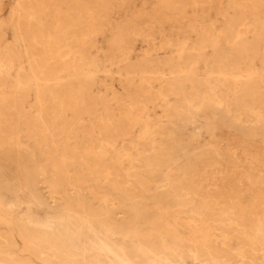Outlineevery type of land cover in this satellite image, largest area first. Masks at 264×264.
I'll list each match as a JSON object with an SVG mask.
<instances>
[{
  "label": "rangeland",
  "instance_id": "obj_1",
  "mask_svg": "<svg viewBox=\"0 0 264 264\" xmlns=\"http://www.w3.org/2000/svg\"><path fill=\"white\" fill-rule=\"evenodd\" d=\"M33 1L0 0V153L42 170L12 191L0 179V263L112 264L86 226L54 243L36 232L44 206L80 198L110 245L140 250L133 264H264V0ZM214 95L227 106L206 118ZM192 180L197 208L175 210L164 191ZM122 204L136 232L176 230L155 242L163 258L115 231Z\"/></svg>",
  "mask_w": 264,
  "mask_h": 264
},
{
  "label": "bare ground",
  "instance_id": "obj_2",
  "mask_svg": "<svg viewBox=\"0 0 264 264\" xmlns=\"http://www.w3.org/2000/svg\"><path fill=\"white\" fill-rule=\"evenodd\" d=\"M35 1V0H34ZM33 1V2H34ZM84 1V0H83ZM40 3V0H39ZM47 3V2H46ZM33 4V3H32ZM36 4V3H35ZM38 4V3H37ZM29 5V4H28ZM46 5V4H45ZM34 6V5H33ZM32 6V7H33ZM23 7V6H22ZM37 6H35L36 8ZM43 7V5H42ZM26 8V6H25ZM34 8V9H35ZM40 8V7H37ZM29 9V8H28ZM24 10V7H23ZM26 10V9H25ZM43 10V9H41ZM38 11V10H37ZM28 13V10L26 11ZM32 12V11H31ZM29 14H32V13ZM35 13V12H34ZM40 13V11H39ZM24 15V13H23ZM31 16V15H30ZM33 16V15H32ZM26 18L28 16H25ZM38 17V15H37ZM22 18V16H21ZM39 18V17H38ZM25 19V18H24ZM30 20V19H29ZM38 21V20H37ZM24 23V22H23ZM26 23V22H25ZM24 23V24H25ZM34 23V22H33ZM75 23V22H74ZM35 24V23H34ZM38 24V23H37ZM43 24V23H42ZM19 25V24H18ZM21 25V23H20ZM26 25V24H25ZM234 25V24H233ZM41 26V24H40ZM39 26V28H40ZM21 27V26H19ZM74 27V25H73ZM25 28V26H24ZM38 31H41L39 30ZM59 28V27H58ZM41 29V28H40ZM240 29V28H239ZM238 29V30H239ZM243 29V28H242ZM27 30V29H26ZM37 30V29H36ZM33 31V30H32ZM31 31V32H32ZM236 31V30H235ZM37 32V31H36ZM35 32V33H36ZM68 32V31H67ZM238 32V31H237ZM65 33V32H64ZM236 33V32H235ZM67 34V33H66ZM36 35V34H34ZM39 35V34H37ZM44 37H46V31L44 32ZM237 35V34H236ZM36 38V37H35ZM39 38V37H38ZM48 38V37H47ZM44 38V39H47ZM42 39V38H41ZM67 39V38H66ZM27 40V39H26ZM33 40V39H32ZM40 41V40H39ZM39 41H37L39 43ZM42 41H44L42 39ZM54 41V40H53ZM52 41V42H53ZM68 41V40H67ZM34 43V42H33ZM49 43V40L48 42ZM50 44V43H49ZM48 45V44H47ZM66 45V44H64ZM63 45V46H64ZM39 46V45H38ZM51 46V44L49 45ZM65 47V46H64ZM42 48V47H40ZM63 48V47H62ZM54 50V48L52 47ZM35 50V49H33ZM37 50V49H36ZM52 50V51H53ZM58 50V49H57ZM60 50V49H59ZM67 50V49H66ZM62 51V50H61ZM203 51V50H202ZM35 52V51H34ZM57 52V51H56ZM46 53V51H45ZM69 54V53H68ZM49 55V54H48ZM46 55V58L50 59V55L48 57ZM54 55V54H53ZM37 56V55H36ZM40 56V55H39ZM45 56V55H43ZM58 57V56H57ZM61 57V55H60ZM64 57V55H63ZM67 57V56H66ZM41 58V57H40ZM56 58V57H55ZM46 60V59H45ZM62 60V59H61ZM55 61H58L56 59ZM42 62V61H41ZM65 62V61H63ZM196 62V61H195ZM38 63V60L37 62ZM47 63V62H46ZM51 63V62H49ZM39 64V63H38ZM41 64V63H40ZM48 64V63H47ZM56 64V63H55ZM194 64V63H193ZM33 65V64H32ZM57 65V64H56ZM59 65V64H58ZM44 66V65H43ZM46 66V65H45ZM68 66V65H67ZM37 67V66H36ZM36 67L33 66L34 71L36 70ZM40 67V66H39ZM48 67V66H47ZM46 67V68H47ZM66 67V66H65ZM64 68V67H63ZM180 68V67H179ZM44 69V68H43ZM69 69V68H68ZM48 70V69H47ZM46 70V71H47ZM64 70V69H63ZM70 72V71H69ZM40 73V72H39ZM48 73V72H47ZM46 73V74H47ZM56 73V72H55ZM64 73V72H63ZM34 74V73H33ZM57 74V73H56ZM37 76V73L35 74ZM40 75V74H39ZM51 75V73L49 74ZM54 75V74H53ZM45 76V75H44ZM52 76V75H51ZM57 77V75H55ZM68 76V75H67ZM43 77V76H42ZM60 77V76H59ZM39 78V77H38ZM44 78V77H43ZM4 79V78H3ZM56 79V78H55ZM39 80V79H38ZM47 81V80H44ZM188 81V80H187ZM251 81V80H250ZM57 82V81H56ZM59 82V81H58ZM248 81H245L247 83ZM250 83V82H249ZM248 84V83H247ZM186 85V84H185ZM235 91V90H234ZM38 92V91H37ZM213 94V93H212ZM196 95V94H195ZM210 96V95H209ZM205 99V98H204ZM227 106V100L225 97H221L219 95H214L211 97H207L206 100H204L201 105L198 107V111L203 114L206 118H209L212 116L213 112L219 111L221 108ZM173 122V121H172ZM175 123V122H174ZM67 127V126H65ZM64 127V128H65ZM172 129V128H171ZM258 130V133L261 135H264V117L261 118L258 122V126L256 127ZM166 130V129H165ZM48 131V130H47ZM169 132V131H168ZM171 132V131H170ZM150 133V132H149ZM147 133V135L149 134ZM161 134L162 130L160 131ZM49 134V133H48ZM154 134V133H153ZM165 134V133H164ZM166 135V134H165ZM169 135V134H168ZM91 136V135H90ZM45 137V136H44ZM168 137V136H166ZM74 138V137H73ZM170 138V137H169ZM172 138V136H171ZM59 139V138H58ZM67 139V138H66ZM164 141L166 142L168 139H166L163 136ZM173 140V139H171ZM169 140V141H171ZM112 141V140H111ZM92 142V141H91ZM113 142V141H112ZM4 143V141H3ZM92 144V143H91ZM104 149V148H103ZM110 149V148H109ZM85 150V149H84ZM161 150V149H160ZM78 151V150H77ZM83 151V150H82ZM86 151V150H85ZM88 151V150H87ZM97 151V150H96ZM102 152V151H101ZM21 153V152H20ZM45 153V152H44ZM143 153V152H142ZM159 153V152H158ZM162 153V152H161ZM51 153H49L50 156ZM103 154V153H102ZM88 155V154H87ZM106 155V154H105ZM104 155V156H105ZM163 155H168L165 152ZM48 156V157H49ZM162 156V155H161ZM28 157L29 154H17L14 150H3L0 153V179L2 180V184L5 189L12 191L21 186V181L17 178L18 174L22 175L27 183H34L38 176L42 174V170L38 167L29 168L27 166L28 163ZM53 157V156H52ZM103 157V156H102ZM94 158V157H93ZM53 160V158H51ZM104 160V159H103ZM110 160V159H109ZM98 161V160H97ZM96 161V162H97ZM100 162V160L98 161ZM107 163L108 162H104ZM219 164L217 160H214L213 158H208L204 164L201 166L202 171H210V168L215 167ZM63 165V164H62ZM52 166V165H51ZM105 166V164H104ZM106 167V166H105ZM109 167V166H108ZM52 168V167H51ZM101 168V167H100ZM107 168V167H106ZM105 169V168H104ZM103 169V170H104ZM134 169V168H133ZM51 170V169H50ZM53 170V169H52ZM94 170V169H93ZM90 171V170H89ZM96 171V170H95ZM106 172L108 171L105 170ZM100 171H98L99 173ZM58 173V172H57ZM94 173V171H93ZM104 173V172H102ZM17 174V176H16ZM96 174V173H94ZM113 174L117 175L113 172ZM101 175V174H99ZM52 176V175H51ZM70 176V175H69ZM98 176V174H97ZM104 176V175H102ZM100 177V176H99ZM110 176H108L109 178ZM23 178V179H24ZM98 178V177H96ZM116 178V177H115ZM114 178V179H115ZM118 178V177H117ZM127 178V177H126ZM144 178V177H143ZM206 178V177H204ZM73 180V179H72ZM50 181V180H49ZM116 181V180H115ZM125 181V180H124ZM128 181V180H127ZM141 181V179L139 180ZM56 183H59V180L56 179ZM71 183V182H70ZM115 183V182H114ZM112 183V184H114ZM124 183V182H123ZM128 183V182H127ZM205 180H197V181H182L180 183H170V185L167 187V189L164 191V196L172 201V198L174 196L178 197L177 203H173V207L179 208V207H185L188 206L192 210H195L198 205V201L196 197L190 194V191H197L199 188L202 189L204 187ZM72 184V183H71ZM117 185V183H116ZM128 186V185H127ZM100 188V187H99ZM103 189V188H102ZM122 188H120L121 190ZM92 190V189H91ZM135 190V186L130 184L127 188L128 192H133ZM90 193V192H89ZM126 193V192H125ZM65 194V193H64ZM66 195V194H65ZM60 197V196H59ZM62 198V197H61ZM123 202V201H122ZM120 203V202H119ZM13 205V204H12ZM113 205V204H112ZM105 206V205H104ZM3 208V207H2ZM9 213L10 210L8 209ZM6 211V212H8ZM116 211V213H120L123 216L120 217L115 216L113 224L115 226V231L118 233L122 232V228H124V239L125 237H130L131 239H136L140 242V246L142 247L141 250L143 251H149L151 250L153 253V250L156 251L155 254L161 256L165 254V246L159 245L155 246V242L157 239H159L162 235L166 238L174 239L177 236V232L174 228L164 225L162 222H159L156 226H147L143 228L141 231L136 232L135 228L137 225V219H141V216L139 212L131 205L128 204H122L120 206H117L113 209V212ZM8 214V213H7ZM11 214V213H10ZM12 216V215H10ZM93 216H89L86 212V206L82 199L77 198V200L71 202V199H65L63 198L62 201L58 202L57 207H49L44 206V213L39 219V221L35 222L37 225L36 232L38 233L41 241L43 243L49 242H59L65 238H70L73 235V232L82 235L83 228L86 226L88 230L92 233V250L97 251V254L99 257H105L108 259L112 264H133L134 259L136 258V254L140 251L138 248H130L129 245L127 246H118L115 242L114 244L110 245L103 236L100 235L99 231L95 228V219ZM193 218V216H192ZM3 222V221H2ZM28 222V221H27ZM31 224V223H30ZM35 225V224H33ZM108 233V232H107ZM113 234V233H112ZM111 234V235H112ZM113 237V236H112ZM122 237V236H121ZM164 242V241H163ZM163 244V243H162ZM154 245V247H153ZM151 248V249H150ZM90 252V251H89ZM97 258L99 259V257ZM78 263V262H76ZM1 264V263H0Z\"/></svg>",
  "mask_w": 264,
  "mask_h": 264
}]
</instances>
